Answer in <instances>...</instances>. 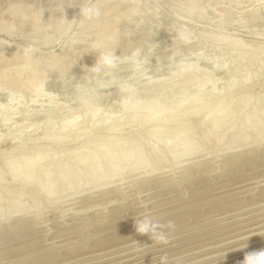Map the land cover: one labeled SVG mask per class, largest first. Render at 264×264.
Returning a JSON list of instances; mask_svg holds the SVG:
<instances>
[{
	"label": "rangeland",
	"instance_id": "obj_1",
	"mask_svg": "<svg viewBox=\"0 0 264 264\" xmlns=\"http://www.w3.org/2000/svg\"><path fill=\"white\" fill-rule=\"evenodd\" d=\"M115 1L116 0H106V1L99 0L101 8L103 9L102 11H104V7L108 5L105 9L107 10V8L113 5ZM23 3L25 4V6H28L31 3V0H0V23L4 22L3 19L6 16L5 14H7L8 9L11 6H18L20 10H22ZM123 4L124 3H122V6L120 5L118 8L122 9ZM188 4L193 5L195 9L191 11V14L188 15V17L185 15H180L179 12L184 10L186 6H188ZM38 6L44 9L43 14L41 16L42 24L49 23L51 25V31L46 33L41 31L39 27V20L37 19L34 23L26 25L24 30H22L15 37V40H9L8 37H2L6 41H8V43L3 47V43L0 42V48L3 47L2 49H0L1 52L0 55L6 57L7 54L9 55L16 54L17 47H19L24 43L32 42L39 48L40 50L39 55L41 60L47 63L51 69H54L55 71L59 72L61 76L67 73L65 79L67 80L71 78L73 86L76 85L77 83H82L84 69L93 66L96 60V54L94 52H90V48L89 46H87L92 40L97 38L95 36L96 34L95 31L97 30L96 28L99 25H104V24L108 25L110 22H113V18L115 20V13L118 11H119L118 13H121L122 11L117 9V11L115 10V12L113 11L110 12V14L108 13V15H106L108 17L104 16L103 15L104 13L102 12L103 14L101 15V17L98 20L93 21L92 24L90 22H84L82 24L77 25V27L73 32H68L67 34H65V25L63 24V22L53 21L60 18V13L51 12L49 10L50 8L55 7V5H49L47 3V0H41V3ZM135 10L139 11L142 15L140 17L135 18L133 23L121 24L119 26V30H120L119 35L112 41V46L116 48L114 51V55L120 57L121 67L119 73L117 74V77L111 82V88L102 90V92L100 93L101 98L99 100L93 101L92 103H86L82 101L81 99H79L77 96L74 95L73 87H68V88L62 87L58 79V74L55 72H50L45 80V83H43L44 91L48 94L46 95V93L43 91V85L41 90L44 92V94L40 89L37 90L36 93L38 94V96L40 95L41 97L40 96L36 97L37 95L35 94L32 95L31 88L33 83L32 85L31 83H29V85L31 86L26 85L25 87L27 88H23L21 90H18V92H16L17 90L15 89L9 90V87L3 84L4 80L3 81L0 80V114H1L0 115V154H2L1 152L6 151L7 149L11 151L13 150L12 151L13 154L17 153L18 151L20 152L21 150L23 153H25V159H27L26 157L32 155L34 151H36L38 146L42 147L41 154L43 152L47 154L48 149L46 147L48 146L46 142H44L43 138L49 137V140H54L56 136L64 134L65 133L64 130L67 131L70 127V124L72 122L73 123L75 122L72 121L74 115L73 113L74 112L76 113L79 110L80 103H81L80 105L83 106L86 105V107L90 106L89 108H92L93 110L95 108L97 109L98 107V109H100L99 111H97L96 109L94 110L97 111L95 117H100L102 106L104 103H107L109 99H110L109 100L110 103H113L114 106L121 104V100L123 103H127L129 101L127 105L135 103L137 105L142 106L149 103L151 104L156 103L163 106H171V105L174 106L176 104H181V102L182 103H184V101L186 102L187 100H189V98H197V97H198L197 99L210 98L208 101L211 102L210 104V108H211V105L219 101L220 100L219 98H221V96L223 98V99L221 98V100L224 99L232 100L231 106L229 107L230 116H228L229 117L228 122L225 123L223 129H221V132H219L221 135L224 134V137L222 136V142L220 141L218 142L215 140L216 142L214 141L213 143V141H210V143H208L209 145H205V142L202 143V141L204 140L200 138L196 142L197 145H194L196 146L195 147L196 151H194L193 153L194 156L190 154L187 157H184L186 160L182 158L183 161L182 159L181 160L177 159L178 161L177 160H173L171 162L168 161L165 162L166 165H164L163 162L164 159H162L164 157H161L160 155L159 158L161 159H157L159 161H156V163L159 166L155 167L154 169L160 166L162 167L166 166L163 171L161 170V175L162 174L171 175L172 173H176L181 169L185 168L188 162H192L197 159H202V157L208 161L213 160L215 157L224 153L223 149L226 150L228 146H231L230 149L234 153L250 152L255 149H261L264 147V139H263L264 131H261L263 133L261 134L259 133V135H257L256 134L257 132L255 131L258 130H254L250 127L249 128L247 127V126L255 125L258 126L257 129L262 127L263 129L262 128L260 129L264 130V0H259V1L258 0H137V8ZM121 15L122 17L121 18L119 17L120 19L116 20V22H119L126 14L122 13L120 14V16ZM104 17L107 18V21L105 20ZM63 18L65 19L66 22H71L74 19L78 20L79 5L78 4H73L71 6L66 5L63 8ZM141 19L143 20V23H139ZM116 22L111 23L112 26L109 24L110 25V26L108 25L110 27L109 29L111 30L114 29L115 26H113V24L115 25ZM86 26H88L89 29L88 27L86 28ZM80 43H82V45H79ZM234 43L239 44L238 46L240 49L235 48L233 46ZM134 58L136 59V61ZM216 67L217 68L222 67L221 71L220 69L219 72L215 71ZM10 68L13 69L14 66L11 65ZM205 74L207 78H205L206 77L204 76ZM23 75L24 74H22V76L20 77L23 78L24 77ZM39 75L41 76V74ZM191 76L193 77V79ZM211 78L215 79V81L212 80ZM197 79L198 81L201 82L204 81L206 84L201 82L199 83L205 86L203 87V85L200 86L199 84H196L198 83ZM208 80L209 81L212 80V82L214 81L213 82L214 84L213 83L211 84V81L209 82ZM129 84L132 85L131 97L129 98V100L121 99L122 97L120 96V91H123L124 88H126ZM49 92L51 93V95ZM54 94L55 96H52ZM10 98L11 100L12 99L13 100L11 101ZM99 105L102 106L100 107ZM207 109L208 107H206L204 110ZM98 112H100V114H98ZM201 114H203V112L201 113L199 112L197 114V116L199 115V117L196 116L194 120L196 118L199 119ZM3 115L5 116L3 117ZM112 115L113 116L111 117V113H110L109 115L107 114L104 116V118L109 117V119L107 118L108 120H106L105 118L104 120L101 121V122L104 121L103 122L104 124L100 122L101 125L100 124L97 125L98 126L97 128L99 130L96 128L98 132L96 130L95 134L91 133L92 134V135L90 134L91 136L88 135L86 137L85 136L80 137L78 139L80 142L78 140L77 141L74 140L76 142L73 143L72 141L71 144H69L70 143L69 142L68 143L69 145L67 144L68 146L67 145L63 147L61 146L60 149L63 150L62 152H67V151L71 152L73 150L75 151L76 147L77 146L79 147L81 142L85 140H86L85 142H87L88 140H89L88 142L90 141L95 142L94 139H96V137L101 135L103 136L107 135L110 137V139L115 137L117 138V140L119 139L121 141L122 138L123 139H125V137L128 138L130 135L132 138L133 136L146 137L149 134L148 131L150 130H147L148 129L147 127L145 128L146 131H144L145 130L144 127L140 129V127L139 128L135 127L134 124L132 126L131 125H127L125 127L122 126V128L119 126L117 131L107 132V128L109 127L112 118L114 117L116 119L125 118L124 115H122V113H118L115 116V113L113 112ZM89 118L90 117H88L87 115L85 118L81 117L80 120L83 122V124L86 123L88 125L91 119ZM122 119L119 120L120 121L119 123L123 121ZM83 120H85V123ZM64 121L65 122L69 121L70 123L68 122L69 124L66 123L68 124L66 125ZM63 124L66 126L65 129H63L64 128ZM194 129L195 128H193V131ZM144 132L145 133L148 132L147 135ZM196 132L191 134H195ZM166 133L167 130L165 131V134ZM168 134H170L171 136L170 130ZM168 134L166 136L162 134L164 136L163 138L166 139L169 138L170 136H168ZM109 137H107L106 139H109ZM242 138H244L245 141ZM122 141L124 142V140ZM227 141L228 143L230 142L231 145L227 144ZM202 144L205 145L207 148ZM258 146H260L261 148ZM68 148L71 150H69ZM130 148H131V144H130ZM130 148H126V149L123 148V150L124 149L127 150ZM58 150L56 151L57 153L59 152ZM61 150L60 153H58L56 159L54 158L57 161V162L55 161L56 164L62 163L63 161H64L63 163H65L66 158L68 157L67 154L66 155L67 157L65 158L64 157L65 154L63 155ZM80 150L76 149V151L74 152L75 155L72 154L78 160L79 159L82 160V158L84 159L86 155L85 153L86 151H84L85 149L84 150L80 149ZM50 152L52 151L49 150V153ZM59 154H62V156L64 157L63 160H61L62 158L61 155ZM1 160H0V175L2 174L1 175L2 177L0 178V192H1L0 195L3 194L2 195L3 197L0 196L2 197L1 198L2 200L0 201V208H1L0 223L17 219L20 216V214H26L25 216L28 219H32L36 223V226L38 225L41 227L35 228L30 231L20 232L0 240V242H4L2 243L1 246L8 245V243L13 244L14 240H15L14 242H17L4 249H1L0 255L6 253L8 254L9 252L11 253L12 251L13 252L18 251L20 248L22 249L28 247L29 245L31 246L32 244H38V243L41 244L42 241L46 239H52V237L54 238V237H58L59 235L61 236L66 234H72L73 232H76L78 230H83L91 226H96L97 224L101 225L104 224L105 222H111L112 220L114 221L116 219L120 220L121 222H117L98 229L90 230L86 233H81L76 237L74 236L70 240H65L62 242V243L70 242L74 239L77 240L78 238H80L81 240L79 241V243L77 244L69 243L55 249V250H61L72 246L76 247L78 244H80L76 248V250L64 251L61 253L62 257L56 258L57 256H60V254L59 255L55 254V255H51L50 257H46V258L44 257L39 260L37 259L35 261L33 260L34 262L32 261L26 264H32V263L36 264L37 262H39L37 264H48L50 262H58V261H62L63 263L61 262V264H84L85 262L88 261L93 262L92 260H97L101 258V256L104 257V255L106 256L107 254L108 255L113 254L116 251L122 252L124 251L123 249L125 250L128 248L131 249L134 246V244L137 243L134 239L138 238L141 235L135 234L136 231H133L131 232V234L129 233L128 235L129 238L124 237L127 236L128 234L127 232H125L108 239L90 243L89 245L81 244V242L86 241L87 239L90 240L95 237L116 232L117 230L120 231L129 228L130 225L127 224L129 222L131 223L132 222L131 220H133L129 218L131 217L130 215L132 213H133L132 215H134V213L137 214V212L139 211L142 212L144 209L135 210V211L125 210V211L116 212L118 208L120 209L121 207L125 208V205H120L117 203L112 206L106 207V209L100 208L101 207L100 206L99 208L91 210L90 213L88 212V214L86 213L83 214L82 216L81 215L72 216L68 213L70 212V210L77 209V207L74 209H70L71 207L73 208L75 206L72 205L73 196L71 195L73 193L71 189H70L71 191L66 190L61 192L59 188H61L62 186L60 185V182H58L57 184L59 185H56V191L58 192L59 190L61 194L59 192L58 193L59 195L53 196V198L56 197V199H52V200L49 199L50 200L49 201L47 199L48 197L37 193L36 191L37 187L34 183L32 184L30 183L31 186L29 187L27 186L25 188L19 185L20 182H16V181L14 182V180L10 179L9 174L5 173L4 170V166H3L4 160L3 159ZM1 163H3V165ZM46 163L48 162H45L41 165L42 167L40 171H42V169L46 171L51 167L49 166V163L48 164ZM261 163L264 164V160L259 161L258 163H256V165H259ZM254 166L255 164H250L246 167H237L236 169H232L229 172H226L227 174H231V173H236L237 170H241L245 168H253L252 170L255 173L242 174L239 176L237 175L235 177H231V179L229 178L225 180L224 183H226V185L233 182L236 184L237 183L240 184L245 179H248L250 183L252 181L253 182L249 184V186H245L246 188L253 186L255 182H259V184L260 183L263 184L264 182H262L261 180L264 179V169L262 170L257 169L254 168ZM117 167L118 166H116L115 168ZM69 169H70L69 170L70 173H75L76 169L71 167ZM158 169L160 170L161 167ZM158 169L153 172L154 176L160 175L159 174L160 171L158 172ZM207 169L211 170L212 167L211 169L210 168ZM149 170L150 168L143 169V167H141L140 164H138L137 166V163L129 166H120V168H117L116 171H114V169L108 170L110 175L114 171L112 173V175L113 174L114 175L111 178L109 177L107 181L110 182L111 184L109 185L110 187L119 188L120 186L122 188L121 192L122 191L125 192V190L127 189L129 190V188L126 189L124 188L130 183L131 180L136 179L137 177L139 178L143 174L148 175L146 171ZM42 172L38 173L40 174V176H38L39 178H41ZM55 174L56 172L55 173L53 172L52 176L55 177ZM139 174L141 175L139 176ZM150 175H152V173ZM254 178H256L257 180ZM254 180L256 181L254 182ZM212 182L211 180H208L207 177H204L195 180L190 184L195 183V185L200 186L202 184H207V183L212 184ZM33 184L35 185L36 188L34 187ZM98 185L100 186L101 182H99V184H96V188L98 187V190L95 188L96 190L94 189V191L92 190L88 191V193L91 192L89 194H92V192L99 191L100 187ZM178 187H182V185L175 186L173 188L176 189ZM87 188L89 187L81 186L79 187L78 190L82 192L84 191V193L82 192L81 193L86 194ZM203 191H209V188L193 189L192 191L189 192L192 195H195V194H201ZM118 192H120V190ZM161 192L163 193L164 191H160V193ZM181 192L182 193L178 195H174L168 197L167 199H163L159 201L160 204L169 203L180 198L184 199L185 197H188V195L189 196L191 195L190 193L185 194L184 190H181ZM155 194L157 195L159 194V192L150 195L154 196ZM122 195L123 194H117L116 197L123 198ZM147 196L150 197L149 195ZM147 196H145V198H147ZM210 197L212 196H208V197L205 196L196 200H192L193 202L190 201L185 204L184 203L178 204L175 205L176 207L173 206L174 208L173 207L171 208L169 207V209L165 208L162 211H157L152 214L155 215L158 213H162L164 211L166 212L175 208H179L181 206H186L188 205V203L190 204L194 202H199L200 200L202 201ZM17 198H20L18 199L20 201L19 209H22V211L21 213H14V212L11 213V211H13L12 209L14 205H8L9 204L8 200L10 199L13 201ZM263 198L264 195L257 197L250 196L245 201H243V199H239L233 202L224 203L222 205L215 206L217 208L215 211H210L212 209H215V207H211V208H207L206 212L204 213L197 211L182 216L174 217L166 222L164 221L161 224L171 221L175 225V230L171 234L173 239L171 240L169 239V243L164 245H169V244H175V245L167 249L161 250L159 252H153L143 257L137 258L133 261H130L129 264H132L134 262H138L136 264H158L159 257L161 255H164L165 253L168 256V264H211V263L216 264V261H218L217 264H224V262H228L226 261L227 260L226 258L230 259L236 256V254L247 252L252 249H254V251L256 250L261 251L260 247L262 245L264 246V241H262L261 243H251V245L250 242H253L254 239L256 240L258 238L264 237V233L253 235L243 239H237V238H239V236H242L246 233H251L254 231H259L264 229V225L255 227L257 226V224H261L262 222H264V220L253 221L247 224L246 227L244 225H240L237 226L236 228L234 227L231 229L221 230L222 228H227L228 226H231L239 222V221H234L229 224L227 223L220 226H215L212 228L204 229L202 231H196V230H199L200 228H204L205 226H209L211 224H215L225 218H230L234 216V215H228L225 218L224 217L218 218L214 216L206 220V218L209 217V215L218 212V210L225 209L226 207L233 208L234 206L243 207V206L255 204L257 203V201L259 202L257 204H263L261 201L263 200ZM101 201H106V199L95 201V203H99ZM119 201L120 200H117V202ZM149 201L151 202L152 200ZM131 202H135V199L131 200ZM235 202H240V203L227 206ZM157 204L159 203H156L154 205ZM135 205L138 206V204ZM195 206L196 207L194 206H191L190 208L188 207V209L187 208L181 209V211L174 210L173 212H169L168 215L169 214L172 215L175 211L177 213H180L183 211L200 207V204ZM262 207L263 206H260L258 208H262ZM60 211L62 212L66 211L64 214L65 218L63 217L64 223L56 222L51 224L50 223L51 221L47 222L48 221L47 218L50 216L56 217L55 219L57 220H61L59 218ZM176 212L174 214H177ZM195 213L199 215H195ZM127 214L130 215L128 216ZM152 214H150V216H152ZM263 214L264 213L256 216L258 217ZM95 215L97 216V218ZM124 215L125 216L127 215V218L129 219L124 220L123 219L125 218ZM168 215L163 214L161 216L166 217ZM256 216H251L250 219L251 218L253 219V217L255 218ZM83 219H84V223L82 221ZM66 223H68V225ZM42 225L45 227H43ZM54 226L63 229L61 232H56ZM117 226H122V227L119 228L120 230L117 228L115 230L104 231L100 234L92 235L91 237L89 236L90 234L101 232L104 229L107 230L109 228H114ZM244 227L245 228L255 227V228L242 232H237L239 230H243ZM46 232H48L51 235L49 234L44 235ZM27 234H29L30 236H37L40 234L41 235L36 239H28L24 241L22 239H18L21 238V236ZM85 235L88 237L83 238ZM116 238H122V239L116 240ZM128 239H130V241ZM131 241H135V242L133 243ZM118 242L119 243L125 242L126 244L124 245L122 244L123 246L120 245L118 246L119 247L118 248L117 246H115V244L116 245L119 244ZM247 242L249 243V245ZM58 244L59 243H57L56 245ZM107 246H109V248H111L112 250H109ZM44 248H48V245L39 246L35 249H31L28 252L11 255L5 258V260L3 261L1 260V262L7 261L8 259L11 262L8 261L2 264H7V263L15 264L20 260H21L20 262H22L25 261V258L27 260L29 257H23L24 259L23 258L14 259V258H18L20 256H26V255L28 256L30 253H32V251L35 252L36 250L37 252L39 250H43ZM98 249L99 251L101 250L100 252H102L103 249V252L98 253L99 252ZM55 250L52 249L50 251H55ZM95 250L97 252H94ZM50 251H45V252L47 253ZM45 252L42 253L39 252V253L43 254ZM39 253L29 256L30 258L31 256L33 257L34 255L38 256ZM131 253L132 252L124 256H130ZM81 255L84 256L86 255V257H83ZM131 255H133V253ZM124 256L120 255V257L117 256L107 260H102L99 262H93L88 264H108V263L110 264V262H116L121 258L123 259ZM53 257H55L56 259H50ZM242 257L243 256L239 258ZM68 258H72L71 259L72 261L67 260ZM239 258L237 257L235 259L237 260ZM222 259H224L225 261ZM63 260L64 261L67 260L68 262L66 261L67 263L66 262L64 263Z\"/></svg>",
	"mask_w": 264,
	"mask_h": 264
},
{
	"label": "bare ground",
	"instance_id": "obj_2",
	"mask_svg": "<svg viewBox=\"0 0 264 264\" xmlns=\"http://www.w3.org/2000/svg\"><path fill=\"white\" fill-rule=\"evenodd\" d=\"M122 1H124V2H122ZM121 2L124 3L123 7H122L123 10L121 8H118L120 5L122 6ZM191 2H193V1H191ZM106 7H104L105 12L102 11L104 13V14L102 13L104 16L108 15V13L110 14V12H113V11L115 12V10L117 11V9L122 11V12L120 11L121 13H118L119 11L115 13V20L113 18V22L109 23L111 25V23L116 22V20H118L122 17V15L120 16V14H122V13L127 14L131 11H134L137 8V0H119V1L116 0L113 5H111L107 8V10H105ZM193 9H195L193 7V5L188 4V6H186V8L184 10H182L181 12H179V11L178 12L180 13V15H185L188 17V15L191 14V11ZM20 14H21V10L18 6H11L8 9L7 14H5L6 16L3 19V21H8L9 19L15 20L20 16ZM106 17H108V16H106ZM104 18H103V20H104ZM103 20H102V22H103ZM105 20L107 21V18H105ZM108 20H109V18H108ZM90 23L92 24V22H90ZM116 23H115V25H116ZM108 25L104 24V25H99L100 27L99 26L97 28L95 27L97 29L95 31L96 32L95 36L98 37L100 35L108 34L110 32L109 30H111V29H109L110 25L109 26ZM115 25L113 24V26H115ZM88 26H86V28ZM88 29H89V27H88ZM79 45H82V43H80ZM238 45L239 44L234 43L233 46L235 48H239ZM5 59H7V60H5ZM5 59H4V56L0 55V66L3 65L2 67H0V74H6V75H3V77L0 78V80L1 81L4 80V83L3 82L2 83L7 85L9 87V90L15 89V90H17L16 92H18V90H21L23 88H27L25 86L29 85V83H31V85H32V83L34 81H38L40 83L39 89L40 90L42 89V85L44 83V80L39 75L40 73L34 71V69H32L30 66H28L27 62L24 61L22 57H19L16 54H10V55L7 54ZM135 61H136V59H135ZM9 62H11V63H9ZM11 65L14 66L13 69L10 68ZM192 65H193V62H192ZM221 68L222 67H220V68L216 67L215 71L219 72V69L221 71ZM22 74H24L23 78L20 77V76H22ZM211 74H213V73H211ZM204 76H206V74ZM205 78H207V76ZM212 78H214V77H212ZM192 79H193V77H192ZM212 80L215 81V79H212ZM212 80H210L211 84L214 82V81L212 82ZM197 82L198 83H196V84H199L200 86L203 85V84L201 85V83L206 84L204 81H202V82L198 81V79H197ZM199 82H201V83H199ZM31 85H29V86H31ZM204 86L205 85H203V87ZM39 89H37V90H39ZM37 90L33 91V85H32V88H31L32 95L35 94V95H37L36 97H39L40 95L38 96V94L36 93ZM199 91H201V90H199ZM31 93H30V95H31ZM42 93L44 94L43 91H42ZM225 93H227V92H225ZM43 94H41V95H43ZM198 96H199V94H198ZM197 98H189V100H187L186 102L184 101V103L181 102V104H176L174 106H172V105L171 106H163V105L156 104V103L155 104L154 103L153 104H151V103L145 104L144 103L145 105L140 106V105H137L133 102H132L133 104L127 105V103L129 101L127 103H123L122 100H121V104H118L119 103L118 102L117 103L118 105L114 106L113 103H110V101H109L110 99H109L108 100L109 103L106 101L107 103H104L103 106L101 105L102 109H101L100 117H95L96 112L100 110V109H98V107H97V109L95 108L97 111H94L95 109L93 110L92 108H89L90 106L86 107L85 103H84L85 106L80 105L81 104L80 103L79 104V110L76 113L75 112L73 113L74 115H73L72 121H75V122L74 123L72 122L73 124L71 123L72 126L70 124L69 129L66 128V129H68L67 131L64 130L65 131L64 134L58 135L59 137L56 136L57 138L55 137L54 140H49V137L43 138L44 142H46V144L48 146V147H46L48 149V153H49V150L52 152H50L49 154L48 153L46 154L43 152L41 154L42 147L38 146L36 151H34V153L32 155H30L29 157H26L27 159H25V153H23L21 150H20V152L18 151L17 153L13 154V152H12L13 150L11 151V150L7 149L6 151L1 152L2 154H0V160L1 159L4 160V165H3V163H1V164L4 166L5 173L9 174L10 179L14 180V182L15 181L20 182L19 185H21L22 187H25V188L27 186L28 187L31 186L30 183L31 184L34 183L37 187L36 188L35 185L33 184L34 187L36 188L37 193H39L40 195L42 194L43 196L48 197L47 198L48 200L49 199L50 200L56 199V197L53 198V196L59 195L58 193L60 191L61 192L66 191V190L68 191L71 189L72 193H73L71 195V196H73L72 205L73 206L75 205V206L73 208L72 207L70 208V206H69V208L74 209L77 207V209H74V210H70L68 208L70 210V212L68 214H70L72 216H78V215L82 216L83 214H86V213L88 214V212L90 213L91 210L97 209L100 206H101L100 208L106 209V207L112 206V205L117 204V203L120 205H125V208L124 207L123 208L121 207V209L116 208L117 209V210L115 209L116 212L125 211V210L135 211V210L144 209L142 212H140V211L137 212V214L136 213H134V215H132L133 213L131 215L129 214L131 216L129 218L133 219V220H131L132 221L131 223L129 222L130 224L129 223L127 224V225H130L129 228H127L125 230H120L119 228L122 226H117L114 228H109L107 230L104 229L101 232H96L94 234H90L89 236L91 237L92 235H97V234H100L104 231L115 230L117 228L120 230V231L117 230L118 232L116 231V232L109 233V234L105 233L106 235L95 237V238L90 239V240L87 239L86 241L81 242L82 245H89L90 243H94V242H98V241H101L104 239H108V238L117 236L119 234L125 233V232H127L128 234H127V236H124V237L129 238V236H128L129 233L131 234V232L135 231V227H134L135 220L137 218H139L140 216L145 215V214L150 215V214L155 213L157 211H162L165 208L169 209V207L171 208V207L178 205V204H183V203L185 204L187 202H190L192 200H196V199H199V198H202L205 196L206 197L212 196V197L207 198V199L202 200V201L200 200L199 202H194V203H190V204L188 203V205H186V206L180 205L181 207L175 208V209H172V210H169L166 212L164 211L162 213H158L155 215L152 214L151 217L156 222L162 223V222H164V221L166 222L169 219H172L174 217L182 216V215H185L188 213H193V212H197V211L204 213V212H206L207 208L222 205L224 203L233 202V201H236L239 199H243V201H245L250 196L251 197L263 196L264 195V183L259 184V182H255L257 180L256 178H254V179H256V180H254L255 184L253 186H250L247 188L245 186H249V184H251L253 182L252 180H251L252 181L251 183L248 179H245L242 183L239 182L240 184H238V183L236 184L233 182V183H229L226 185V183H224L225 180H227L229 178L231 179V177H235L237 175L239 176L242 174L255 173L252 170L253 168H245V169L237 170L236 173H231V174L226 173L232 169H236L237 167H246L250 164H255L254 168L261 169V170L264 169L263 168L264 164L261 163L259 165H256V163H258L259 161L264 160V153H263L264 147L261 148L260 146H258V147H260L261 149H255L253 151H250L251 153L250 152H244V153H236L235 152L234 153L230 149L231 146L227 147V145H226V147H227V148L225 147L226 150L223 149L224 153L220 154L219 156H217L215 158L213 157L214 159L211 161H208V160L204 159L203 157H202V159L196 158L197 160H194L192 162H188V164H186V166L183 165V166H185V168L181 169L180 171H178L176 173L171 172L172 173L171 175H165V174L161 175V170L163 171L166 167V166H164V165H166L165 162H168V161L171 162V161L177 160V159L181 160L182 158L187 157L190 154L193 155L194 151H196L195 150L196 146H194V145H197L196 142L198 141V139L202 138L204 140V141H202V143L205 142V145H209L208 143H210V141H213V143H214L215 140L218 142L219 141L222 142V136L224 137V134L221 135L219 132H221V129H223V127L225 126V123L228 122V118H229L228 116H230L229 115V113H230L229 107L231 106L232 100L231 99L221 100V98H222V96H221V98H219L220 100L218 99L219 101L212 104L211 108H210L211 102L208 101L210 98L209 99H206V98L197 99ZM13 99H14V97H13ZM121 99H123V98H121ZM10 100H11V98H10ZM15 100H17V99H15ZM111 102H113V101H111ZM206 107H208V109L204 110ZM113 112L115 113V116L118 113H122V115H124L125 118L124 119H122V118L116 119L115 117L112 118V120L109 124V127L107 128V132L108 131L109 132L117 131L119 126L122 128V126H124V127L127 125L132 126L134 124L135 127H137V128L140 127V129L143 127L145 129L147 127L148 128L147 130H150V131H148L149 134L147 135L148 132L147 133L144 132L147 135V136L145 135L146 137H137V136L135 137L132 135L133 136L132 138L130 135L128 138H126V137H125V139L122 138L121 141L119 139L117 140V138H115V137L110 139V137L107 135L106 136L105 135L104 136L103 135H101V136L97 135L98 137H96V139H94L95 142L94 141L88 142L89 140L87 142H85L86 141L85 140V141L81 142L79 147L77 146L78 148L76 147L77 150H80V149L84 150L85 149L84 151H86L85 152L86 155H85L84 159L82 158V160L81 159L78 160V159H76L75 156L72 155V154H74L76 149H75V151L73 150L71 152L70 151L62 152L63 150L60 149L61 146L62 147L66 146L69 142H70L69 144H71L72 141L74 143L82 136L86 137V136L90 135L91 133L95 134L96 130L98 129L97 125L98 124L101 125V123L104 122V121L103 122H101V121L104 120L105 118H106V120L109 119V117L104 118V116L107 114L109 115L111 113V117H112ZM199 112L200 113L203 112V114L200 115L199 119L196 118L194 120V118L197 116V114ZM5 113H7V112H5ZM98 114H100V112H98ZM87 115L91 119L89 118L90 123H88V121H87L88 125L85 123L86 119L83 120L84 123L86 124V126H85V124H83V122L80 119H81V117L85 118ZM4 116L5 115H3V117ZM68 117H67V120H68ZM197 117H199V115ZM121 119L123 121L121 123H119L120 122L119 120H121ZM68 122L64 121L65 124ZM68 124H66V125H68ZM63 126H64L63 129H65L66 126L64 124H63ZM247 127L248 128L250 127L254 130H258V131H255V132H257L256 133L257 135H259V133L260 134L263 133L261 131H264V130H262L263 129L262 127H260L262 129H260V128L257 129L258 126H255V125L247 126ZM193 128H195L194 131H193ZM98 130H97V132H98ZM166 130H167V133L165 134ZM169 130H170L171 136H170V134H168ZM144 131H146V129ZM194 132H196L197 134L196 133L191 134ZM60 133H61V131H60ZM57 134H58V132H57ZM162 134L164 136H166L168 134V136H170V137L167 139L163 138L164 136ZM107 137H109V139H106ZM234 138H235V136H234ZM244 138H242V139L245 141L246 138L245 139ZM74 140H76V141H74ZM122 140H124V142ZM47 141H48V143H47ZM120 142H123V143H120ZM128 143H129V145H128ZM199 143H201V142H199ZM130 144H131V148H130ZM227 144H230V142L228 143V141H227ZM205 145H203V146H205ZM123 148H125V149L130 148V149H127V150L124 149L123 150ZM58 149L61 150L63 155L65 154L64 155L65 158L68 156L66 158L65 163H63L64 161L62 162L63 164L62 163L56 164L57 161L55 159H56L58 153H60V150H58ZM24 150H26V149H24ZM57 150L59 151L58 153L56 152ZM69 150H71V149H69ZM252 152H254V153H252ZM69 153H71V154H69ZM59 155H61V158H62L61 160H63L64 157L62 156V154H59ZM160 155H161V157H164V158H162V159H164V161H163L164 167L160 166L161 167L160 170L158 169L160 167L154 169L155 167L159 166L156 163V161H159L157 159H161V158H159ZM26 156H27V154H26ZM58 158H60V157H58ZM207 159H208V157H207ZM182 161H183V159H182ZM45 162H48L49 166H51V167L50 168L47 167L49 169H47L46 171H44L42 169V171H44V172H42V171H40V169L42 167L41 165ZM163 162H162V164H163ZM48 163H46V164H48ZM136 163H137V166H138V164H140V166L143 167V169L144 168H150L149 171H146L148 173V175L145 174L146 175L145 176L143 174L144 176L143 175L140 176L141 174H139V176H140L139 178L138 177L136 179L132 178L133 180L130 179L131 180L130 183L127 186H125V188H124V189L129 188V190L127 189V190H125V192H123V191L121 192L122 188L120 186H119V188L109 186L111 184L107 180L109 177L111 178L114 175V174L112 175V173L114 171H116L117 168H120V166H129V165L136 164ZM167 164H169V163H167ZM183 164H185V163H183ZM116 166H118V167L115 168ZM170 166H171V164H170ZM70 167L76 169L77 171L75 170V173H70L69 172ZM211 167H212V169H211ZM207 168H210L211 170H208ZM107 169L108 170L114 169V171L110 175L109 171ZM157 169H158V172L160 171V173H159L160 175L154 176L153 172ZM39 172L40 173L42 172L41 178L38 177V176H40V174H38ZM53 172L54 173L56 172L55 177L52 176ZM71 172H74V171H71ZM151 173H152V175H150ZM1 175H0V178L2 177ZM204 177H207V179L211 180V182L213 181L212 184L200 183V184H202L200 186L195 185V183L190 184L191 182L198 180V179H201V178H204ZM260 177H262V176H260ZM261 181L264 182V179H262ZM58 182H60V185L62 187L59 188L60 191L58 190V192H57L56 191V185H59V184H57ZM99 182H101V185L100 186L98 185V186L100 187V189L101 188L102 189L101 190L99 189V191L92 192V194H89L91 192L88 193V191H91V190L94 191V189L96 188V184H99ZM107 185H108V187H107ZM181 185H182V187H178L176 189L173 188L175 186H181ZM81 186H86V187L88 186L89 187L86 189L88 194L86 192H85L86 194H82V193H84V191L82 192V191L78 190L79 187H81ZM22 187H20V188H22ZM170 188H173V189H170ZM201 188H209V191H203L201 194H195V195H192L189 192V191H192L193 189H201ZM241 188H243V189H241ZM96 189L98 190V187ZM119 190H120V192H118ZM181 190H184L185 194L190 193L191 195L190 196L188 195V197H185L184 199L180 198V199H177V200L169 202V203L160 204L159 201H161L163 199H167L168 197H171L174 195H178V194L182 193ZM160 191H164V192L160 193ZM61 192H60V194H61ZM157 192H159V194H157V195L155 194L154 196L150 195V194L157 193ZM117 194H123L122 195L123 198L122 197H121L122 199L119 197L117 198L116 197ZM2 195L3 194H1L0 196H2ZM147 195H149L150 197H148ZM145 196H147V198H145ZM2 197H0V201L2 200L1 199ZM107 198H108V200H107ZM18 199H20V198H17L13 201L10 199L9 200L6 199V200H8V203H9L8 205H14L13 209H12L13 211H11V213H13V212L14 213H21L22 209H19L20 208L19 207L20 201ZM104 199H106V201H101L99 203H95V201L104 200ZM133 199H135V202H131V200H133ZM117 200H120V201L117 202ZM149 200H152V201L150 202ZM215 200H218V201H215ZM261 201L263 204H257V203H259L257 201V203H255L256 205L250 203L251 205H247V206H243V207L234 206L233 208H227V207L225 209L220 208L222 210H218V212L212 213L211 215H209V217L206 218V220H208L209 218L214 217V216H216L218 218H222V217L225 218L228 215H234V216L230 217V218H225V219L220 220L219 222H217L215 224L205 226L204 228H200L199 230H196V231H202L204 229L212 228L215 226H220V225L227 224V223L229 224V223H232L234 221H239V222H237L231 226H228L227 228H222L221 230L231 229L234 227L236 228L237 226H240V225H244L246 227L247 224H249L253 221L264 220V214L260 215L258 217L256 216V215L264 213V198ZM156 203H159V204L154 205ZM237 203H240V202H235V203L229 204L227 206H231V205H234ZM129 204H132V205H129ZM135 204H138V206H136ZM198 204H200V207L194 208V207H196L195 205H198ZM191 206H194L193 207L194 209L187 210V211L182 210L183 212H180V213H177L175 211L177 214H174L175 213L174 212L172 215H170V214L168 215L169 212H173L174 210H180L181 211V209H185V208L188 209V207L190 208ZM260 206H263V207L258 208ZM216 209L217 208L215 207V209H212L210 211H215ZM0 210H1V208H0ZM65 212L66 211H63V212L60 211L59 218L61 220H57V219H55L56 217L50 216L47 218V220H48L47 222L51 221L50 222L51 224L56 223V222L62 223L63 219L65 218L64 217ZM163 214L168 215V216H166V217L161 216ZM25 215L26 214H20V216L17 219L7 221V222H3V223L1 222L0 223V240L7 238V237H10V236L15 235V234L20 233V232L30 231V230H33L35 228L41 227L38 225L36 226V223L32 219H28ZM127 215L126 216L124 215L125 216V218H123L124 220L129 219V218H127ZM195 215H199V214L195 213ZM251 216H256V217L255 218L253 217V219L252 218L250 219ZM96 218H97V216H96ZM98 218H100V217H98ZM94 219H95V217H94ZM37 220H39V219H37ZM82 221L84 223V219ZM117 222H121V221L116 219L114 221L112 220L111 222H105L104 224H101V225L97 224L96 226H91V227L85 228L83 230H78L76 232H73L72 234H66V235H61V236L59 235L58 237H54V238L52 237V239H46V240L42 241L43 243L41 242V244L40 243L32 244L31 246L29 245L28 247H25L22 249L20 248L21 250L19 249L18 251H14V252L12 251L11 253L9 252L8 254L7 253L1 254L0 255V264L10 261L8 259L7 261L1 262V260L3 261V260H5V258H7L11 255L19 254V253H23V252H28L31 249H35L39 246L48 245V248H44L43 250H39L37 252H36V250H35V252L32 251V253H30L29 255H33V254H36L39 252L42 253L45 251H50L52 249L55 250L56 248L61 247V246L66 245V244H69V243L77 244L81 240L80 238H78L79 240L74 239L70 242H65V243H62V242L65 240H70L74 236L76 237L77 235H79L81 233H86L90 230L105 227V226H108V225H111V224H114ZM45 224H46V222H45ZM66 224L68 225V223H66ZM261 225H264V222H262L261 224H257V226H255V227H259ZM43 227H45V226H43ZM245 227L243 230H239L237 232H242V231H246V230H250V229L255 228V227H252V228H245ZM51 229H53V228H51ZM54 229L56 232H61L63 228H58L57 226H54ZM47 230H48V228H47ZM50 231H52V230H50ZM218 231H220V230H218ZM192 232H195V231H192ZM192 232H190V233H192ZM237 232H234V233H237ZM261 233H264V229L259 230V231H254L251 233H246L244 235L241 234L242 236H239V238H237V239H243V238L250 237L253 235H258ZM29 234L21 236V238H18V239H22L23 241L28 240V239H36L37 237H39L41 235V234L40 235L36 234L37 236H30ZM48 234L49 233L46 232L44 235H48ZM135 234H138V233H135ZM49 235H51V234H49ZM184 235H186V234H184ZM86 237H88V236L85 235L83 238H86ZM124 237H122V238H124ZM197 237H200V236H197ZM122 238H116V240L122 239ZM171 239H173L172 236H171L170 240ZM128 240L130 241V239H128ZM134 240L137 243H135L131 249L130 248H128L126 250L123 249L124 251H122V252L116 251L113 254H110V255L107 254L106 256L104 255V257L101 256V258H99L97 260H92V261L93 262H99V261L107 260V259L117 257V256L120 257V255L124 256V255H127L128 253L132 252L133 255H131L132 254L131 253L130 256H124L123 259L121 258L116 262H110V264H114V263L129 264L130 261H133L137 258L143 257V256L150 254V253H153V252H159L161 250L167 249V248L175 245V244H169V245L158 244L155 241H152L150 239L149 235H147V234L146 235L144 234L143 236L141 235L138 238H135ZM14 241H13V244L17 243ZM111 241H114V240H111ZM135 241H131V242L134 243ZM262 241H264V237L258 238L256 240L254 239L253 242H250V245H251V243H261ZM2 243H4V242H0V250L4 249L10 245H13V244L8 243V245L1 246ZM57 243H59V244L56 245ZM122 244L124 245L126 243L123 242V243H119L117 245L115 244V246L118 247ZM79 245L80 244H78L76 247L72 246V247H68L65 249H61V250L50 251L47 253L45 252L43 254L39 253L40 256L34 255L33 257L31 256V258L29 255L28 256L27 255L26 256H20L18 258H14V259H20L23 257H29V258L27 260L25 258V261H22V262H20L21 261L20 260L19 262H16L15 264H26V263L32 262L33 260L34 261L37 259L39 260L41 258L50 257L51 255H55V254H58V255L60 254V256H57L56 258L62 257L61 256L62 252L68 251V250H76V248ZM248 245H249V243H248ZM113 246H114V244H113ZM107 247L109 248V246H107ZM244 247H246V246H244ZM99 249H98V251H99ZM113 249H115V248H113ZM105 250H107V249H105ZM109 250H112V249L109 248ZM129 250H130V252H129ZM252 250L236 254V256H234L230 259L226 258L227 259L226 261H228V262H224V264H242L243 259L247 254L257 252V251L259 252V250H256V251H254V249H252ZM260 250H264L263 245L260 247ZM100 251L98 253H102L103 249H102V252H100ZM94 252H97V251L95 250ZM104 252H106V251H104ZM81 256L86 257V255L85 256L81 255ZM88 256H89V254H88ZM241 256H243V257L239 258ZM74 257H76V256H74ZM237 257L239 259L236 260L235 258H237ZM56 258L53 257L50 259H56ZM72 258H68L67 260H71ZM145 259H148V258H145ZM67 260H65V261L63 260L64 263ZM222 260H224V259H222ZM71 261H69V262H71ZM61 262L62 261L50 262L48 264H61ZM93 262L88 261L85 263L88 264V263H93ZM37 263H39V262H37ZM136 263H138V262H134L132 264H136ZM217 263H218V261H216V264ZM7 264H9V263H7Z\"/></svg>",
	"mask_w": 264,
	"mask_h": 264
},
{
	"label": "clouds",
	"instance_id": "obj_3",
	"mask_svg": "<svg viewBox=\"0 0 264 264\" xmlns=\"http://www.w3.org/2000/svg\"><path fill=\"white\" fill-rule=\"evenodd\" d=\"M40 3L41 0H31V3L28 6H25L23 3L21 14L16 20L9 19L8 21L0 23V42L3 43V47L8 41L2 37H8L9 40H15V37L24 30L26 25L34 23L37 19L39 20L41 31L45 33L51 31V25L49 23L42 24L41 22V16L44 9L38 6ZM47 3L49 5H55V7L49 9L51 12L60 13V18L53 21L63 22L65 25V34L73 32L79 24L98 20L102 15V8L99 0H47ZM73 4L79 5V19L66 22L63 18V8L66 5L71 6ZM141 15L142 14L137 10L127 13L116 23L114 29L108 34L100 35L89 43L88 46L90 52L96 54L95 63L90 68L84 69V75L82 77L83 82L77 83L74 86L72 85L71 78L67 80L65 79L67 73L61 76L59 72L51 69L47 63L41 60L39 55L40 50L34 43L27 42L20 45L17 47L16 55L22 57L23 60L27 62L28 66L33 68L34 71L40 73L44 83L48 74L50 72H55L58 74V79L62 87H73V93L75 96L86 103H92L101 98L100 93L102 90L111 88V82L117 77V74L120 71V57L114 55L116 48L112 46L113 39L120 33L119 26L124 23H133L135 18L140 17ZM139 23H143V20L141 19ZM3 75L6 74H0V78H2ZM39 87L40 83L34 81L33 91L39 89ZM131 90L132 85L129 84L123 91H120V96L125 100H129L132 95ZM134 227L136 233L140 235L147 234L152 241H155L158 244H168L170 236L175 230L173 222L169 221L161 224L147 214L137 218ZM158 264H168V256L166 253L159 257ZM242 264H264V250L247 254L244 257Z\"/></svg>",
	"mask_w": 264,
	"mask_h": 264
}]
</instances>
